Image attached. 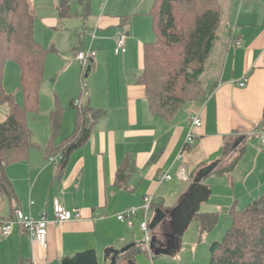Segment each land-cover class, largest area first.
Here are the masks:
<instances>
[{
	"label": "crops",
	"instance_id": "obj_1",
	"mask_svg": "<svg viewBox=\"0 0 264 264\" xmlns=\"http://www.w3.org/2000/svg\"><path fill=\"white\" fill-rule=\"evenodd\" d=\"M219 1L225 30L205 74L209 95L202 102L186 104L169 121L150 112L146 87L138 83L144 45L156 40L151 16L155 0H69V13L63 17L62 0L43 1L51 11L44 10L48 17H43L42 30L53 41L46 48L51 52L45 74L50 64L55 65L51 69L58 79L71 73L66 91L55 87V79L51 88L54 106L57 98L63 107L61 96L67 93L71 96L64 102L71 98L70 106L82 98L83 104L104 110L106 115L95 125L88 142L72 152L64 169L60 168L62 154H55L75 131L77 114L72 106L70 111L63 107L56 137L51 120L46 145L34 141L26 159L7 167L12 190L9 195L0 192L1 220L12 218L17 209L53 220L56 204L81 212L82 218L51 223L46 247L18 227L9 237L0 235V264H63L88 251L95 252L99 264H112L113 252L127 247L117 264H145L143 254L148 253L142 245L140 228L143 211L137 212L133 226L119 221L118 214L127 208L141 207L148 195H153L156 202L152 207L154 216L157 210L176 208L198 172L217 163L202 182L208 191L207 200L199 204L171 253L160 254L163 260L158 259V264H207L206 255L210 261L208 233L219 224V218L228 216L232 225V208L242 209L264 196V147L260 141L264 135V0ZM32 7L37 20L36 10H41V4L34 0ZM81 9L93 14L90 30L84 36V24L76 29L68 26L79 19L77 12ZM228 26L231 36L226 35ZM120 31L127 36L125 54L116 53ZM69 33L74 34L75 40L64 39ZM88 48L96 52V57L90 63L88 90L83 93L80 73L68 61L69 54ZM19 77L20 69L17 91L21 92ZM245 79L247 83L241 87ZM2 111L0 122L8 114L5 107ZM197 115L203 125L194 128L196 142L188 149L186 140L192 118ZM66 118L73 131L64 136ZM127 158L135 169L121 188L116 175ZM164 174H170L172 179L158 182ZM210 217L217 219L206 227ZM190 223L193 228L187 232ZM203 246L208 249L206 254Z\"/></svg>",
	"mask_w": 264,
	"mask_h": 264
},
{
	"label": "trees",
	"instance_id": "obj_2",
	"mask_svg": "<svg viewBox=\"0 0 264 264\" xmlns=\"http://www.w3.org/2000/svg\"><path fill=\"white\" fill-rule=\"evenodd\" d=\"M68 9L69 0H62V17ZM151 16L156 40L144 45L138 83L146 87L150 112L169 121L186 104L202 102L209 95L205 74L212 66L223 28L221 4L219 0H155ZM35 21L32 0H0V106L8 110L0 122V192L5 195L12 190L7 167L26 159L35 145L28 115L40 110L46 60L51 52L36 41ZM8 62L20 69L22 105L4 89ZM78 100L81 106H75L77 100L71 103L77 114L75 131L55 154H62L61 169L72 152L88 142L95 125L106 115L104 110L83 104L82 98ZM63 112L56 98L51 113L54 137L60 130ZM134 169L127 158L117 171V185L125 187ZM230 214L231 228L211 245L209 264H264V196L242 209L232 208Z\"/></svg>",
	"mask_w": 264,
	"mask_h": 264
},
{
	"label": "rangeland",
	"instance_id": "obj_3",
	"mask_svg": "<svg viewBox=\"0 0 264 264\" xmlns=\"http://www.w3.org/2000/svg\"><path fill=\"white\" fill-rule=\"evenodd\" d=\"M43 1L45 2L46 0H37V4H41V10L40 11H37V15H38V18L37 20L35 21V28H36V40L38 42H40L45 48H50L51 44L53 43L52 39L50 36L46 35V32L45 34H43V24H44V20H43V17H48V14H47V11H44V10H49L51 11V8L50 7H47L46 4H43ZM34 2V0H33ZM32 2V3H33ZM42 7H43V10H42ZM100 8L98 10V13H100ZM79 14V19L78 20H75L74 22H72V25H68L70 27V29H76V28H80L83 26L84 24V28L86 27L85 31L83 32V36L87 34V32L90 30L89 28V25L91 24V20H92V12L90 11H87V10H78L77 12ZM79 20H81V23L79 22ZM222 30L220 33H223L225 28H224V23H225V20H224V17L222 16ZM229 27H227V34H229ZM61 29V27H60ZM64 30V28H62ZM72 32H75V31H72ZM50 34V32H49ZM58 36V35H57ZM74 34H71L69 33V35L65 36L64 39H68V41H72V40H75V36ZM78 52V51H77ZM77 52L75 53H71L69 54V61H68V64L69 63H72V67L76 68V70L79 71L80 73V85H81V90H82V85L85 86V89L86 91L88 90L87 88V82H88V77L86 78L85 74H86V70L87 69H83L82 65L80 64V62L74 60L75 58V55L77 54ZM73 57V58H72ZM7 77H6V84L4 86V89L5 91L9 94L12 93V94H15L16 95V98H17V101L20 102V104L22 105L23 104V96H22V93L17 91L18 89V76H19V69L17 67V65L13 62H9L8 65H7ZM52 66H55L54 64H50L49 67H48V71L47 73L45 74V78H44V85H43V88H42V91H41V111L38 113V114H30L28 116V125L31 127L32 129V132H33V135H34V141L36 144L40 145V146H43V145H46L48 139H49V136H50V122L52 120V118H50V112L52 113V109H54V101H53V96L51 95V88L54 87L53 83L55 81V79H57V84H55L56 86L55 87H58V90L60 91H66L67 89H69L70 85H68V83H70V79H69V76H71V73L69 74H64L60 79H58V77H56L55 75V70H52L51 67ZM15 72V73H14ZM71 78V77H70ZM63 84V85H62ZM65 93V92H64ZM71 93V92H70ZM66 96H61V101H62V104H63V107L70 111L72 110L71 109V106H70V100L71 98L68 100L67 103H65V99H67L66 97H68L69 95L71 96V94H67L65 93ZM69 96V97H70ZM65 98V99H64ZM2 108L3 106H0V115H2L1 113L3 112L2 111ZM69 120L66 118L65 119V124L67 127V130L64 131V136H67L69 135L70 133H72L73 131V128L70 124ZM154 217V214L152 212V210L150 211L149 213V217H148V221H149V224H151V221ZM217 218L215 217H210L208 219H206V227L209 225H211L212 221L216 220ZM220 222L219 224L217 223L216 227H213L212 230L208 233V239L209 241H211L210 245L212 243H214L215 241H219L221 240L224 235L226 234V232L228 231V229L231 228V220L228 216H223V217H220L219 218ZM192 223H190L189 227H188V230L187 232H191L192 231ZM203 238V234L202 236L200 237V239ZM199 239V241H201ZM198 241V242H199ZM183 242V240H182ZM210 245H209V249H210ZM203 250H205V254H206V251L208 252V249L206 248V246H203ZM210 254V252H209ZM145 257H146V262L145 264H151L150 262V257L147 255V254H143ZM162 255H154V264H158V259H162L163 260V257H161ZM207 264H209V256L207 258V255L205 257V260H204Z\"/></svg>",
	"mask_w": 264,
	"mask_h": 264
},
{
	"label": "built area",
	"instance_id": "obj_4",
	"mask_svg": "<svg viewBox=\"0 0 264 264\" xmlns=\"http://www.w3.org/2000/svg\"><path fill=\"white\" fill-rule=\"evenodd\" d=\"M94 38V35H93ZM126 33L123 31L118 32L116 40V53L125 54L127 51L126 48ZM96 57V52L91 48L80 50L75 55V59L80 62L83 69H87L90 66L91 61ZM87 71V70H86ZM247 83L245 79L240 86L244 87ZM75 106H81V100L75 102ZM203 123L199 115L192 118V127L188 134L186 143L187 145L193 146L196 142V137L194 134V128L202 127ZM261 144L264 147V135H261L260 138ZM54 158H51L50 161H53ZM172 176L170 174L160 175L158 177V182L162 183L163 181L171 180ZM155 199L153 195H148L144 198L143 205L141 207H131L127 208L123 212L119 213L117 219L121 222H127L130 226L134 224V218L137 215L139 210H142L144 213V220L140 225L141 231L143 233V247L149 254V257L153 254L150 249L152 242L153 232L150 228L148 221L149 213L154 206ZM33 204V203H32ZM82 218V214L79 211H69L66 210L62 205L56 204L54 208V219L50 220L46 215H43L40 218L34 217L32 214H26L20 209H17L14 213V216L8 220L0 219V235L2 237H9L14 230L18 227L27 233L33 241L40 242L42 246H47V235L48 227L51 223L63 224L65 222L77 221ZM151 264L153 262L150 260Z\"/></svg>",
	"mask_w": 264,
	"mask_h": 264
},
{
	"label": "water",
	"instance_id": "obj_5",
	"mask_svg": "<svg viewBox=\"0 0 264 264\" xmlns=\"http://www.w3.org/2000/svg\"><path fill=\"white\" fill-rule=\"evenodd\" d=\"M91 72V66L87 67L86 78ZM217 167V163L201 169L194 178L193 183L180 201L178 206L170 211L157 210L150 228L157 231L152 237L150 249L155 255L171 253L173 247L177 245L178 239L183 235L192 215L196 212L200 203L208 198V191L203 186V180L207 178ZM129 247L114 251L111 259L112 264H117L121 254L126 252ZM111 252L108 254L110 257ZM107 260V258H105ZM63 264H99L94 251L78 254L74 260L63 262Z\"/></svg>",
	"mask_w": 264,
	"mask_h": 264
},
{
	"label": "bare ground",
	"instance_id": "obj_6",
	"mask_svg": "<svg viewBox=\"0 0 264 264\" xmlns=\"http://www.w3.org/2000/svg\"><path fill=\"white\" fill-rule=\"evenodd\" d=\"M153 259H154V253L150 256V260H151V261L153 262V264H154Z\"/></svg>",
	"mask_w": 264,
	"mask_h": 264
}]
</instances>
